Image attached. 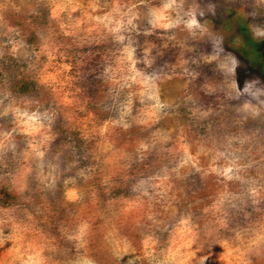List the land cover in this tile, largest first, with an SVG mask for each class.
I'll return each instance as SVG.
<instances>
[{
	"label": "rangeland",
	"instance_id": "374dc122",
	"mask_svg": "<svg viewBox=\"0 0 264 264\" xmlns=\"http://www.w3.org/2000/svg\"><path fill=\"white\" fill-rule=\"evenodd\" d=\"M0 264H264V0H0Z\"/></svg>",
	"mask_w": 264,
	"mask_h": 264
}]
</instances>
